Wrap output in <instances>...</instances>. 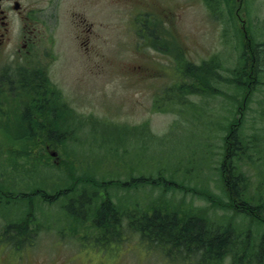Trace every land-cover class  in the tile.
<instances>
[{
    "label": "rangeland",
    "instance_id": "1",
    "mask_svg": "<svg viewBox=\"0 0 264 264\" xmlns=\"http://www.w3.org/2000/svg\"><path fill=\"white\" fill-rule=\"evenodd\" d=\"M160 1L164 12L161 38L153 30L154 42L144 36L147 29L142 32L141 24L130 21L132 11L136 12L132 6L160 10L154 0H92L86 12L89 29L69 22L70 12L81 10V0H63L56 25L40 30L47 38L38 43L43 51L37 56L39 62L47 64L49 78L71 107L68 128L74 130L73 140L65 146H49L42 137L31 143L27 137L26 143L18 139V106L30 100L22 92L21 75L14 73V79L0 73V264H182L159 248L150 249L137 233L128 232L127 238L111 242L105 250L92 242L82 243L79 237L89 232L85 230L89 222L70 232L71 219L64 213L67 198L29 200L21 193L40 186L53 193L60 182L56 176L71 185L67 170L82 175L93 166L104 180L132 175L147 180L163 176L176 182L168 183L171 188L166 191L160 184L128 189L113 185L108 189L113 203L134 200L143 206L159 197L181 208L201 207L212 218L230 216L231 211L213 204L227 199L216 168L225 143L224 124L232 118L234 124L240 115L246 153L238 162L240 171L248 177L251 191L255 183L264 188V0ZM242 15H246L243 21ZM240 30L247 39L242 40ZM258 49L261 56L256 54ZM213 55L219 66V75L210 82L214 93L185 94L176 87L165 91L176 82L175 65L182 69L189 61L202 64ZM6 62L12 65L11 60ZM241 69L247 71L240 76L247 99L240 103L235 79ZM180 79L179 74L177 82ZM186 81L191 84L193 80ZM15 82L20 85L15 87ZM5 87L18 90L2 93ZM24 143L27 146L22 150ZM197 163L202 178L196 179L192 172ZM76 184L78 188L83 185ZM98 194L103 197L104 191ZM30 205L26 238L20 236L21 243H15L13 223ZM73 205L79 210V203ZM234 221L241 222V216ZM244 223L250 224L249 220ZM250 229L256 243L264 239V228L250 225ZM229 262L227 258L224 264Z\"/></svg>",
    "mask_w": 264,
    "mask_h": 264
},
{
    "label": "trees",
    "instance_id": "2",
    "mask_svg": "<svg viewBox=\"0 0 264 264\" xmlns=\"http://www.w3.org/2000/svg\"><path fill=\"white\" fill-rule=\"evenodd\" d=\"M261 53L262 51L259 49L256 51L257 56H261ZM218 67L216 58L198 65L191 61L184 63L181 70L180 89L182 92L186 91L185 94L214 93L215 90L210 82L216 80L219 75ZM22 74L24 75L22 76ZM22 74H19L21 75L20 82L25 87L22 88V92L26 93L24 95L30 101L27 104L23 103L20 107L21 120L18 122L20 126L17 133L18 139L21 141L24 139L26 143L28 138V143H31L34 138L42 137L49 146L56 147V144L65 146L68 141L73 140L71 135L74 133L72 128H68V124L71 122L68 120V113L61 109L50 94H46L47 91L32 85L35 83L41 85L42 76L32 77L31 74L24 71ZM242 74L247 75V72L241 69L235 79V92L239 93L242 98L239 100L240 103L247 99L243 90L244 82L240 78ZM8 76L15 79L13 74ZM187 79H192V83H188ZM30 96H32V101ZM35 112H38L39 115H34ZM238 118L233 122L234 124L231 123L233 118L232 121L229 120L224 124L225 143L222 158L216 168L219 183H221L220 188L227 199L222 200L215 197L223 203L221 205L213 202L216 207L231 211L230 216L217 215L212 218L201 207L188 205L181 208L180 204L159 197L143 206H138L139 203L135 204L134 200L127 204L113 203L108 192L109 187L113 185L128 189L139 184H148L149 186L160 184V186L162 185L161 189L166 191L171 188L172 183L176 184V182L171 183L170 179H165L163 176L147 180L146 178L149 177H133L132 175L124 180H104L97 176L99 173H95L93 166L87 167L88 170L82 175H75L73 170H67L71 185L66 183L67 179L56 176L60 182L56 185V191L53 193H47L45 188L40 186L36 189L33 188L29 193H21L22 198L30 200V198L36 197L39 200L50 202L63 197L67 198L68 202L64 205V213L71 219L70 221L74 223L90 221L92 224L91 232L82 238L79 237L84 243L92 242L98 246L109 245L111 242H121L122 239L127 238V233L130 232L138 233L139 239L151 247L150 249L159 248L164 251L163 254L170 256L171 260L183 262L182 264H224L227 258L230 260L229 264L252 262L262 264L264 261V233H262L263 240L259 242L260 244L256 243L250 225L257 227V230L264 228V188L259 186L260 183H255L254 190L251 191L248 177L246 178L245 174L240 171L238 162L244 160L245 156L242 157V155L246 153L244 152L245 140L240 136L241 115ZM126 142L128 139L125 140ZM25 143L22 150L27 146ZM234 158H238L237 162ZM200 165L197 163L195 165L197 169L192 172L196 179L202 178L199 170ZM141 181L147 183H141ZM76 183L83 185L78 188ZM100 189L104 191L103 197L98 194ZM73 202L79 203V210L76 209ZM31 206L21 219L13 223L15 230L12 231L14 233H12L11 239L14 242H17L20 236L26 238ZM239 216H241V222H235L234 219ZM245 220H249L250 224L246 225ZM124 225L125 230H121Z\"/></svg>",
    "mask_w": 264,
    "mask_h": 264
},
{
    "label": "flooded vegetation",
    "instance_id": "3",
    "mask_svg": "<svg viewBox=\"0 0 264 264\" xmlns=\"http://www.w3.org/2000/svg\"><path fill=\"white\" fill-rule=\"evenodd\" d=\"M63 0H0V73L5 74L7 66L18 71L17 62L27 61L29 67H37L32 73L39 76V71L46 72L47 64L39 62L38 43L47 36L40 35V30L56 25L59 19L57 9ZM74 1V0H67ZM96 1V0H94ZM92 0H81L80 11H71L69 22L76 28H91L89 14L86 15ZM96 12V11H94ZM88 22V23H87ZM88 28V29H89ZM90 31L84 30V33ZM44 33V31L42 32ZM49 37V36H48ZM88 37H86L87 41ZM83 41L82 44L86 42ZM12 61L13 65L3 64L1 61ZM18 73V72H16ZM21 74V73H18ZM17 83L15 87L19 86ZM36 86H40L35 83Z\"/></svg>",
    "mask_w": 264,
    "mask_h": 264
},
{
    "label": "bare ground",
    "instance_id": "4",
    "mask_svg": "<svg viewBox=\"0 0 264 264\" xmlns=\"http://www.w3.org/2000/svg\"><path fill=\"white\" fill-rule=\"evenodd\" d=\"M245 44V43H244ZM249 61V60H248ZM250 62V61H249ZM247 64V63H246ZM247 70V69H246ZM247 72V71H246ZM252 75V74H251ZM247 77V76H246ZM250 77V76H249ZM46 138V137H45ZM227 144V143H226ZM57 147V146H56ZM113 180V179H112ZM117 182V181H116ZM126 184V183H125ZM250 215V214H249ZM104 219V218H103ZM202 221V220H201ZM218 235V234H217ZM233 237V236H232ZM224 244V243H223ZM260 244V243H259ZM247 246V245H246ZM242 247V246H241ZM235 252V251H234ZM242 254V253H241ZM261 257V256H260Z\"/></svg>",
    "mask_w": 264,
    "mask_h": 264
}]
</instances>
